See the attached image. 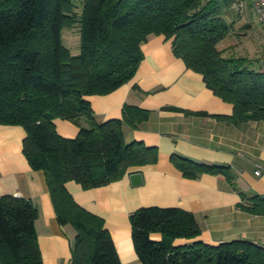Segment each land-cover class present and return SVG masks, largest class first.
<instances>
[{"label": "trees", "instance_id": "obj_1", "mask_svg": "<svg viewBox=\"0 0 264 264\" xmlns=\"http://www.w3.org/2000/svg\"><path fill=\"white\" fill-rule=\"evenodd\" d=\"M238 0H0V124L22 125L23 152L44 172L57 220L75 230L70 264H121L104 218L78 204L65 184L84 188L122 177L129 167L154 163L155 146L126 142L124 122L138 127L148 110L125 104L122 116L93 119L87 95L106 94L135 74L140 45L151 34L171 39L173 53L199 72L205 85L232 103L233 123L264 119V71L258 59L224 54L217 44L233 29L225 17ZM79 28L80 51L62 43L63 27ZM205 114V112H199ZM79 125L75 137L60 135L54 118ZM81 117L89 125L79 123ZM172 162L187 177L224 173L179 155ZM254 213L264 196L254 195ZM37 207L26 198L0 195V264H43L37 242ZM135 251L142 264H264V245L246 239L217 244L196 237L195 215L179 207L141 206L130 214ZM158 232L160 239L151 233ZM176 238L190 239L174 244Z\"/></svg>", "mask_w": 264, "mask_h": 264}, {"label": "crops", "instance_id": "obj_2", "mask_svg": "<svg viewBox=\"0 0 264 264\" xmlns=\"http://www.w3.org/2000/svg\"><path fill=\"white\" fill-rule=\"evenodd\" d=\"M227 37L218 42V49ZM140 48L143 56L129 81L86 99L96 122L121 117L125 104L147 109L148 117L138 127L124 122L122 129L126 142L155 146L157 160L131 166L122 177L100 186L84 188L69 180L67 190L78 204L104 218L121 264H142L130 223V214L141 206L192 212L201 228L196 238L206 243L239 238L264 245V213L242 206L250 205L256 194L264 196V174L254 173L258 165L264 171V119L233 123L215 116L230 115L232 103L216 95L199 72L173 53L165 35H149ZM257 69L264 71V59L258 60ZM53 121L60 135H77L79 125L73 121ZM79 123L88 126L89 120L81 117ZM25 135L22 125L0 124V195L23 197L37 207L35 229L43 264H70L75 230L57 220L44 172L33 169L23 152ZM173 155L226 165L232 178L222 172L187 177L172 162ZM135 171L142 176L136 185L130 178ZM151 237L160 239V234L153 232ZM189 240L176 238L174 244Z\"/></svg>", "mask_w": 264, "mask_h": 264}, {"label": "rangeland", "instance_id": "obj_3", "mask_svg": "<svg viewBox=\"0 0 264 264\" xmlns=\"http://www.w3.org/2000/svg\"><path fill=\"white\" fill-rule=\"evenodd\" d=\"M79 1L76 0L77 3ZM239 2L243 4L242 10ZM225 17L228 21H233V29L220 44L224 54L264 59V28L252 9L250 0H238L227 10ZM62 43L72 54L79 53L81 38L77 25L73 28L63 27Z\"/></svg>", "mask_w": 264, "mask_h": 264}, {"label": "built area", "instance_id": "obj_4", "mask_svg": "<svg viewBox=\"0 0 264 264\" xmlns=\"http://www.w3.org/2000/svg\"><path fill=\"white\" fill-rule=\"evenodd\" d=\"M240 10L243 8L242 2H239ZM250 4L252 9L254 10L262 28H264V0H250ZM255 174L260 175L264 174V171L261 170V167L258 165L257 169H255Z\"/></svg>", "mask_w": 264, "mask_h": 264}, {"label": "water", "instance_id": "obj_5", "mask_svg": "<svg viewBox=\"0 0 264 264\" xmlns=\"http://www.w3.org/2000/svg\"><path fill=\"white\" fill-rule=\"evenodd\" d=\"M130 178H131V183L134 185L140 184L142 182V176L139 171L130 173Z\"/></svg>", "mask_w": 264, "mask_h": 264}]
</instances>
